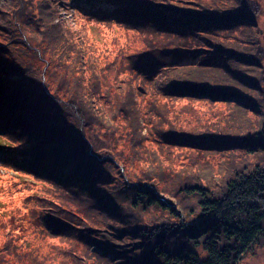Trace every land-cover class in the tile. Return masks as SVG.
I'll list each match as a JSON object with an SVG mask.
<instances>
[{
	"label": "trees",
	"instance_id": "1",
	"mask_svg": "<svg viewBox=\"0 0 264 264\" xmlns=\"http://www.w3.org/2000/svg\"><path fill=\"white\" fill-rule=\"evenodd\" d=\"M252 1L0 0V264L264 244V36L233 30Z\"/></svg>",
	"mask_w": 264,
	"mask_h": 264
},
{
	"label": "rangeland",
	"instance_id": "2",
	"mask_svg": "<svg viewBox=\"0 0 264 264\" xmlns=\"http://www.w3.org/2000/svg\"><path fill=\"white\" fill-rule=\"evenodd\" d=\"M253 4L251 3V7H253L254 13H255V22H256V28H252V27H242L241 25L237 24L234 25V32H253L258 31L257 34H259V36L263 37L264 36V0H253L252 1ZM62 19L64 20H73L72 16L73 14L70 12L68 13L67 11H60ZM68 13V14H67ZM244 30V31H243ZM261 43H264L263 38L260 41ZM263 73H264V61L262 62V67H261ZM252 94L257 97L259 94L258 92L252 90L251 91ZM264 93V90H263ZM216 99H219L218 102H230V103H235L236 102V98L234 97H217ZM263 105V104H262ZM252 110H256L251 108ZM256 112V111H255ZM262 115L264 113H261ZM257 116V115H256ZM256 118H260V117H254V115H252V117H250V119L252 120L253 123H255ZM236 152V151H235ZM256 152L258 155H262L264 154V151H254ZM254 156H257L255 153L252 152V154L250 155L248 160L249 162L253 163L255 162L256 158ZM226 159H231L233 162H236L237 160H239V158H224ZM222 160V158H218V157H213V158H208V161L212 164H215L216 162ZM261 161L264 162V157L260 158ZM24 181L26 180V182H29L32 180L25 177L23 179ZM93 246H91L92 249ZM237 264H264V244L258 243L254 248H252L250 250V252H248L244 257H242L240 259V261Z\"/></svg>",
	"mask_w": 264,
	"mask_h": 264
}]
</instances>
